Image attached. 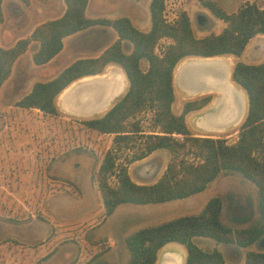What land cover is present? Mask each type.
Masks as SVG:
<instances>
[{"label":"rangeland","instance_id":"rangeland-1","mask_svg":"<svg viewBox=\"0 0 264 264\" xmlns=\"http://www.w3.org/2000/svg\"><path fill=\"white\" fill-rule=\"evenodd\" d=\"M150 1L91 0L88 15H128L136 27L148 30L151 25ZM213 1L229 13L236 12L246 3L264 7V0ZM64 9L63 0H31L29 5L19 0H5L0 45L12 46L19 38L28 36L39 23L59 17ZM182 11L188 13L194 35L199 38L219 33L226 25L199 0H166L164 17L167 22H175ZM116 38L111 27L89 28L66 37L62 51L44 65L33 63L32 53L38 43L31 42L1 87L0 264H125L129 259L125 238L131 232L178 216L196 214L213 197L222 198V218L228 224L246 226L256 217V188L238 172L221 173L205 190L187 198L157 204L123 203L111 216H104L100 192L93 177L105 152L112 147L113 134L90 129L83 121L104 115L123 96L127 86L106 111L89 116L70 113L62 105L59 95L56 98L58 112L54 115L37 108L17 106V101L36 81L52 79L78 58L99 55ZM258 40H264V34L252 38L240 57H217L229 63L230 71L236 61L262 62L264 54L250 48ZM169 42L170 39H160L155 52L161 53L163 45ZM123 49L130 52L132 44L124 41ZM189 58L196 57L184 58L178 64ZM147 65L145 60L141 61L142 69L146 70ZM176 68L172 111L180 114L185 102L206 95L187 96L177 84ZM107 69L124 73L116 64H109L104 72ZM212 73L205 66H191L183 81L188 92L204 88ZM208 106L209 103L186 114L191 134L222 137L227 143H234L243 120L225 132H206L196 126L197 118ZM136 119L145 131L153 130L151 111L140 113ZM126 153H122L121 158ZM169 160V151L158 149L142 161L131 163L129 174L132 179L151 183L162 175ZM111 182L114 183V178ZM194 242L204 250L215 246L232 264H241L246 251L239 249L237 252L232 246L211 238L195 237ZM165 249H178L186 256L183 245L171 242L159 251L157 261ZM249 249L261 250V247L253 244Z\"/></svg>","mask_w":264,"mask_h":264},{"label":"trees","instance_id":"trees-1","mask_svg":"<svg viewBox=\"0 0 264 264\" xmlns=\"http://www.w3.org/2000/svg\"><path fill=\"white\" fill-rule=\"evenodd\" d=\"M19 1L24 5L31 2ZM89 1L63 0L65 9L59 17L39 23L28 36L19 38L10 47L0 45V90L10 77L14 63L31 42L38 43L32 53L33 63L44 65L62 51L66 37L96 26L111 27L117 38L99 55L78 58L52 79L36 81L17 101V106L57 114L56 98L69 84L84 76L103 73L109 64L120 66L127 78L123 96L101 117L83 121L90 129L113 134L112 147L105 152L93 177L105 217L111 216L123 203L157 204L190 197L205 190L223 172H238L256 188V217L248 225L233 226L224 222L223 200L213 197L196 214L178 216L131 232L125 238L129 250L125 264H156L159 251L171 242L184 246V264H232L219 249L201 248L194 242L195 237L240 248L257 244L261 250H246L243 264H264V61H236L231 70L232 81L243 89L247 99L246 114L234 143L229 144L222 137L191 134L185 116L206 106L210 95L185 102L180 114L172 111L177 64L187 57H240L252 38L264 34V7L246 3L229 13L213 0H199L226 24L221 32L199 38L194 35L186 11L175 22L166 21V0L150 1L148 30L136 27L126 15L89 16ZM4 3L5 0H0V27L5 20ZM162 38L170 42L158 54L155 48ZM124 41L132 44L130 52L123 49ZM142 60L148 64L146 70L141 67ZM146 110L152 112L153 130L148 132L136 119ZM158 149L170 153L162 175L153 183L135 182L129 174V165ZM124 152L128 153L121 158Z\"/></svg>","mask_w":264,"mask_h":264},{"label":"bare ground","instance_id":"bare-ground-1","mask_svg":"<svg viewBox=\"0 0 264 264\" xmlns=\"http://www.w3.org/2000/svg\"><path fill=\"white\" fill-rule=\"evenodd\" d=\"M193 65L205 66L213 73L204 88L192 92L215 90L221 93V96L197 118L196 126L204 131L217 132L236 127L241 120L240 113L244 110L242 108L243 95L239 94V87L230 81L229 63L224 58L217 56L189 58L178 66L177 79L185 81L186 72ZM225 71H229V74H225ZM92 83H104V86L96 93L87 92ZM126 86V76L122 71L116 72L107 69L106 72L84 76L73 81L61 91L58 97L70 113L89 116L106 111L113 101L124 92ZM168 251L162 261L156 264L181 263L183 258L178 253L172 250Z\"/></svg>","mask_w":264,"mask_h":264},{"label":"water","instance_id":"water-1","mask_svg":"<svg viewBox=\"0 0 264 264\" xmlns=\"http://www.w3.org/2000/svg\"><path fill=\"white\" fill-rule=\"evenodd\" d=\"M250 48L254 50V52H258L259 54H264V40H258L256 41L255 43H252L250 45ZM229 74V71L227 72ZM231 74V72H230ZM231 77V76H230ZM127 80V78H126ZM226 80L228 81V79L226 78ZM232 80V79H231ZM104 86V83H92L91 85H89L88 89H87V92H97L99 91L102 87ZM241 88V87H240ZM241 91H242V94L244 93L245 95V92L243 91V89L241 88ZM242 108L243 109H247V99H246V95H245V99L243 98L242 99ZM245 114H246V110H245ZM245 117V116H244ZM167 250V251H166ZM168 250L170 249H165L162 253H161V256L159 258V260L157 261L158 263H160L162 261V258L163 256L165 255V253L169 252ZM174 250H178V249H173L172 251L173 252H176L180 255V257L183 258L181 264H184V261H185V257L183 255V252L178 250V251H174Z\"/></svg>","mask_w":264,"mask_h":264},{"label":"flooded vegetation","instance_id":"flooded-vegetation-1","mask_svg":"<svg viewBox=\"0 0 264 264\" xmlns=\"http://www.w3.org/2000/svg\"><path fill=\"white\" fill-rule=\"evenodd\" d=\"M180 64L177 65V68ZM177 68H176V74H175V78L177 81L178 86L180 87V89L187 95V96H195V95H212V99L209 102V105L214 102L216 99H218L221 96V93L215 90H203V91H197V92H188L187 87L184 85L183 81H180L177 79L178 75H177ZM231 83L235 84L231 78H230ZM183 260V259H182ZM182 262V261H181ZM181 264V263H180Z\"/></svg>","mask_w":264,"mask_h":264},{"label":"crops","instance_id":"crops-1","mask_svg":"<svg viewBox=\"0 0 264 264\" xmlns=\"http://www.w3.org/2000/svg\"><path fill=\"white\" fill-rule=\"evenodd\" d=\"M140 1H142V0H140ZM90 2H91V0L89 1V5H88V8H87V14H89V8H90ZM90 16V15H89ZM126 16H128V15H126ZM93 17V16H92ZM105 17H107V16H105ZM109 18H115V17H109ZM231 72V71H230ZM230 76H231V74H230ZM231 78V77H230ZM238 86V85H237ZM239 87V86H238ZM239 94H241V95H243V98L245 99V95H244V93L242 94V91H241V88L239 87ZM211 101V100H210ZM245 110H246V108L243 110V112L242 113H240V122L238 123V125L241 123V121L243 120V118H244V116H245ZM237 125V126H238ZM236 126V127H237ZM233 128H235V127H233ZM233 128H229V129H233ZM229 129H226V130H224V131H222V132H225V131H227V130H229ZM206 132H217V131H206ZM140 161H142V160H139V161H137V162H140ZM137 164V163H136ZM135 182H137V183H140V184H142V183H145L143 180H141L140 178H136V179H133ZM156 180H154L153 182H155ZM153 182H151V183H153ZM195 239V238H194ZM193 239V240H194ZM226 245H229V246H232V248L234 249V250H236L237 252H239V249H246V250H248L249 248H250V246L248 247V248H240V247H237L236 245H234V244H226ZM213 248H216L215 246L213 247ZM212 248V249H213ZM212 249H210V250H212ZM245 255V254H244ZM244 255L242 256V258H241V264H243V261H244ZM225 258V257H224Z\"/></svg>","mask_w":264,"mask_h":264}]
</instances>
